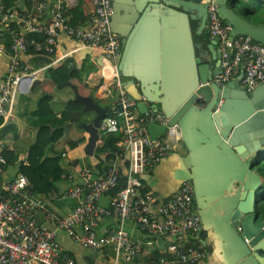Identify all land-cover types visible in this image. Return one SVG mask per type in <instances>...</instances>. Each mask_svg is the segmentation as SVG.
<instances>
[{"label":"water","instance_id":"water-1","mask_svg":"<svg viewBox=\"0 0 264 264\" xmlns=\"http://www.w3.org/2000/svg\"><path fill=\"white\" fill-rule=\"evenodd\" d=\"M112 4L110 29L122 38L123 46L116 60L126 79L122 87L141 114L163 112L169 119L167 124H148L153 140L169 127L179 128L188 155L175 175L192 184L202 226L212 224L227 239L236 264H264V220L256 214L263 180L255 171L264 154V82L250 93L239 79L225 87L216 83L224 59L219 41L205 38L209 6L203 0H112ZM214 5L231 28V39L249 36L264 45V23L251 24L241 16L262 12L264 0H214ZM18 7L24 9L23 0ZM143 36L154 45L145 46ZM231 57L228 48L225 62ZM64 86L73 89L74 100L84 108L69 110V123L58 129L68 138L72 123H80L79 129L89 135L86 154L93 156L108 111L92 97L82 96L72 83ZM119 98L117 92L116 104ZM64 105L68 108L69 102ZM85 112L96 113L92 124L81 123Z\"/></svg>","mask_w":264,"mask_h":264},{"label":"built area","instance_id":"built-area-1","mask_svg":"<svg viewBox=\"0 0 264 264\" xmlns=\"http://www.w3.org/2000/svg\"><path fill=\"white\" fill-rule=\"evenodd\" d=\"M203 2L209 6L206 30L211 40L219 41L224 59L216 83L225 87L239 79L247 93L254 91L264 82V45L249 36L231 39V28L221 20L214 0ZM68 3L75 6L77 1L68 0ZM95 4L96 10L82 25L71 24L60 2L50 5L41 1L24 14L6 11L0 5L2 32L11 33L13 38L11 63L7 74L0 75V118L5 119L12 113L18 88L26 75L35 82L40 74L22 72L26 69L19 59L28 51V35L45 37V45L36 44L35 47L36 51H45L47 55L53 53L62 35L75 39L84 48L100 51L111 68L110 73H106V66L103 67L102 73L112 81L114 90L120 92L113 115L103 119L102 127L107 134L123 135L120 147L130 153L126 188L119 192L110 208L100 205L101 198L118 186L122 176L120 168L114 164L100 178L91 176V169L83 170L80 173L83 187H70L65 193L54 192L49 198L41 199L23 174L19 173L13 180L3 179L8 162L1 153L5 143L0 140V264H76L62 249L57 238L59 230L89 250L112 248V264H138L142 248L123 228L128 220L156 239L157 244L162 242L165 255L154 257L146 264H207L206 251L189 242L202 227L192 184L182 183L179 191L160 205H155L151 194H141L140 177L149 174L174 152L175 145L181 142V134L174 126L156 141L150 137L148 124L151 121L167 124V118L162 113L140 115L138 103L123 89L116 64L123 52L122 41L110 29L114 15L112 0H96ZM13 22L19 30H11ZM228 48L232 57L230 62H225ZM69 179L72 181L74 177ZM56 197L77 200V205L66 217H57L48 206ZM40 215L46 222L54 223L55 229L40 224ZM113 217L119 218L122 225L116 231L99 235V223ZM78 229L82 232L78 233ZM149 254H154L152 248Z\"/></svg>","mask_w":264,"mask_h":264},{"label":"crops","instance_id":"crops-1","mask_svg":"<svg viewBox=\"0 0 264 264\" xmlns=\"http://www.w3.org/2000/svg\"><path fill=\"white\" fill-rule=\"evenodd\" d=\"M41 1H45L50 5L60 2L63 8L67 11V14L68 11L78 8L79 6L83 16L87 18L75 25L84 24L90 17L91 13L96 10V0H76L77 4L75 6L70 5L68 0H23L24 10H33ZM241 16L248 20L251 24H260L258 22H252L249 19V16ZM68 17L71 24H73L70 14H68ZM6 33L7 32H2V27L0 26V75L2 77L7 74L8 67L11 63V54L6 49L7 42L4 37ZM193 36L195 38V32H193ZM143 43L148 47L154 45V42L147 36H143ZM19 60L23 65L22 67L26 69L22 71L23 73L40 72L38 78L36 79L39 83L34 86V82H32L31 77L26 75L25 79L21 82L18 88L12 113L5 119L0 118L3 119L0 124V140L5 143L1 153L10 152L15 159L11 160L9 165H7L3 170V179L5 180H13L20 173L18 166L21 162L27 164L29 148L34 143L39 128L47 121L49 122L47 118H41L38 114V107L44 96H48L50 93L54 95L52 104V121H54V123L58 126L53 128L54 131L62 130L58 128L68 124L70 121V109L69 107L66 108L64 103L69 102L70 105L72 101L76 102L74 100L73 89L68 86L61 87V85L72 83L77 87L79 93L81 92L80 94L82 96L92 97L94 103L107 111V108L109 107L112 111H114L116 107L117 92L112 87V81L104 75V73H102L103 67L106 66V73H110L111 68L109 67V63L103 58L100 51L96 49L84 48L75 39L62 35L58 38L57 45L55 46L52 55H42L41 52L36 51V47L34 50L29 47L26 53L20 55ZM63 65H66L67 68H76L81 71V85L78 86L76 81H69L57 86H54L53 84L48 85V89H46L43 82L48 77V70L50 68H59ZM120 78L122 84L126 82V79L122 77L121 74ZM88 90L92 91V96L84 95L88 93ZM17 95H19V98H17ZM80 111H83V109ZM159 113L164 114L163 112ZM139 114L143 115L140 110ZM95 117L96 113L94 112L82 113L80 116L81 123L92 124ZM167 121L169 122L168 118ZM79 126L80 123L75 121L72 123L68 138H66L65 131L62 130L65 133L64 137L59 140L52 149L54 154H57L56 156H61V165L64 170L70 176L74 177V180L71 181L68 178V175L66 179L64 178L62 181H59L54 185V191L59 194L67 192L70 187H74L77 183L83 184L80 176V173H82L83 170L91 169L93 171L91 176L94 178H100L104 175L103 173L105 170L103 169H106V167L109 166L101 165L102 170L98 168L100 162H105L109 157V154H102L99 151V148L103 144L102 134H104L105 131L103 129L100 130V140L97 144V148L93 156H89L85 151L89 135L83 129H79ZM70 142H80V144L76 148L71 149L68 146ZM120 145L121 141L118 146L120 147ZM128 152L129 151H124V158L122 157L114 163L120 168V171H122L121 173L124 174V176L127 174V167L129 163ZM187 155L188 151L183 142H178L175 145L174 152L172 154L165 157L149 174L140 177L142 184L140 189L141 194H151L155 205H160L169 198L173 197L179 191L181 184L183 183L176 179L175 174L178 169L184 168V158ZM46 187L47 185L38 186V188L41 189H45ZM47 193L48 192H35L37 197L41 199L49 198L52 194H54L53 190L48 194ZM112 193L113 192H109L101 198V206L106 208H110L112 206V202L116 198V196ZM76 205L77 200H63L59 197L54 198V200H51L48 204L49 209L57 217H66L74 210ZM38 221L40 224L49 229H55L54 223L46 222L44 216L42 215L38 217ZM121 223L122 222L119 218H106L99 223L97 227L98 234L105 235L112 231H116L122 225ZM122 226L134 240L139 242L142 248L138 258V264H146L154 257L165 255V250H162V244H157L156 239L143 233L141 228L133 221L128 220L123 223ZM77 232L81 233L82 231L81 229H78ZM57 238L62 249L69 254L76 264L113 263L114 251L110 247L98 251L89 250L82 247L61 230L57 232ZM189 242L206 251L208 255L207 264L238 263L235 262V256H231L232 251L230 249L229 242L221 233H217L215 231L212 224L202 226L200 233L195 238L189 239ZM150 248L154 250L153 255L149 254Z\"/></svg>","mask_w":264,"mask_h":264},{"label":"trees","instance_id":"trees-1","mask_svg":"<svg viewBox=\"0 0 264 264\" xmlns=\"http://www.w3.org/2000/svg\"><path fill=\"white\" fill-rule=\"evenodd\" d=\"M18 0H2L0 1V5L4 6L6 11H17L19 14H24L27 10L19 9L18 7ZM72 18L73 25L78 24L80 21H84L87 17H84L82 11L78 8L71 9L68 11ZM196 29V25L194 26V30ZM11 30H19V26L16 22L11 23ZM5 40L7 42L6 49L12 55V44L13 38L11 33L7 32L5 34ZM205 38L210 39L207 30L205 31ZM27 44L28 49L29 47L32 50L35 49L34 44H40L41 46L45 45V37L39 34H31L27 37ZM42 55H47L45 51L41 52ZM53 54V53H52ZM51 54V55H52ZM51 81V82H50ZM69 81H76V84L79 86L82 83V75L81 71L77 70L76 68H67L66 65H63L59 68H50L48 70V77L44 80L43 84L48 89V85L53 84L54 86L69 82ZM81 93V92H80ZM92 96V91L88 90L87 94ZM54 95L50 93L48 96H44L40 102L38 107V114L41 118H47V121L44 125L39 128L37 133L36 139L34 143L29 148L28 160L27 164L21 162L18 166L19 172L23 174L28 181L33 186L34 193H46L50 192L55 189V184L59 181H62L64 178L68 177V173L64 170L61 165V156H56L52 151L53 146L64 137V131L62 130H53V128L58 127L53 119L52 115V104H53ZM69 109L71 111H80L83 109V106L78 103L72 101L69 105ZM108 109V116L113 115V111L111 108ZM3 119H0V124L2 123ZM62 125V124H60ZM122 134H102V146L99 148V151L102 154H109V157L105 162L101 161L98 168L102 170L101 165H109L104 168V175L107 170L114 165V163L124 158L125 153L124 151L118 146L120 141L122 140ZM80 142H70L68 146L73 149L76 148ZM6 151V150H5ZM264 155V154H263ZM3 157L7 160V165L11 160H15L13 155L10 152H4ZM108 163V164H107ZM128 168V167H127ZM255 171L262 177L263 184L261 188L258 190L257 199H258V206L256 208V214L259 216V220H264V159L260 161H256L255 163ZM122 172V171H121ZM70 177V175H69ZM68 177V178H69ZM47 185L45 189L38 188V186ZM49 185V186H48ZM75 186L83 187V184L77 183ZM126 188V177L122 174L118 186L110 191L113 192L112 194L117 196L119 192ZM47 193V194H48ZM196 246V245H194ZM197 247V246H196Z\"/></svg>","mask_w":264,"mask_h":264},{"label":"rangeland","instance_id":"rangeland-1","mask_svg":"<svg viewBox=\"0 0 264 264\" xmlns=\"http://www.w3.org/2000/svg\"><path fill=\"white\" fill-rule=\"evenodd\" d=\"M263 8H264V5H263ZM242 12V11H241ZM249 19L252 21V22H258V23H261V22H264V10H262V12H258V13H251L249 15ZM262 159H264V155H262Z\"/></svg>","mask_w":264,"mask_h":264},{"label":"clouds","instance_id":"clouds-1","mask_svg":"<svg viewBox=\"0 0 264 264\" xmlns=\"http://www.w3.org/2000/svg\"><path fill=\"white\" fill-rule=\"evenodd\" d=\"M207 29V28H206Z\"/></svg>","mask_w":264,"mask_h":264},{"label":"flooded vegetation","instance_id":"flooded-vegetation-1","mask_svg":"<svg viewBox=\"0 0 264 264\" xmlns=\"http://www.w3.org/2000/svg\"><path fill=\"white\" fill-rule=\"evenodd\" d=\"M207 28V27H206Z\"/></svg>","mask_w":264,"mask_h":264}]
</instances>
